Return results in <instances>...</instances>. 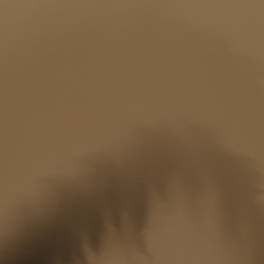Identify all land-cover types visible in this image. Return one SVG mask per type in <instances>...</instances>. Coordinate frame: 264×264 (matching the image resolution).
Instances as JSON below:
<instances>
[{"label": "clouds", "instance_id": "9594fccd", "mask_svg": "<svg viewBox=\"0 0 264 264\" xmlns=\"http://www.w3.org/2000/svg\"><path fill=\"white\" fill-rule=\"evenodd\" d=\"M101 166L77 264H264V0H0V240Z\"/></svg>", "mask_w": 264, "mask_h": 264}, {"label": "water", "instance_id": "95a60500", "mask_svg": "<svg viewBox=\"0 0 264 264\" xmlns=\"http://www.w3.org/2000/svg\"><path fill=\"white\" fill-rule=\"evenodd\" d=\"M121 207H130L142 224L143 187L101 166L88 187H58L45 202L29 210L15 234L0 240V264H77L79 231L87 227L95 237L104 210L116 213Z\"/></svg>", "mask_w": 264, "mask_h": 264}]
</instances>
